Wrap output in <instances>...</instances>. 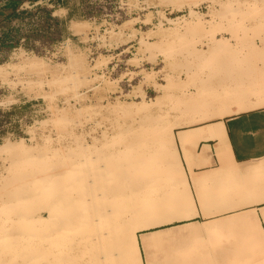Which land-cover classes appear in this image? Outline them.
Wrapping results in <instances>:
<instances>
[{
  "label": "rangeland",
  "instance_id": "rangeland-1",
  "mask_svg": "<svg viewBox=\"0 0 264 264\" xmlns=\"http://www.w3.org/2000/svg\"><path fill=\"white\" fill-rule=\"evenodd\" d=\"M83 1L64 0L65 5L71 4L73 8L71 19L83 25L80 29L74 27L78 34L68 30L65 19L58 21L56 29L42 33L35 31L38 27L33 26L31 21L37 8L35 7L33 12L24 13L23 19H19V28L22 30L18 29L14 37H11L12 33L0 35V145L8 139L14 144L10 150H0V206L4 202L12 201L13 187L27 176L43 168L49 174L58 172L67 163L69 156L78 159L82 157L80 148L85 145L90 147L85 156L87 158L94 156L100 159L102 154L113 151L115 158H123L125 161L122 163L127 164V159L137 154L130 152L129 132H150L154 126L170 129L174 123L173 113L191 115L194 118L203 115L204 105L201 102L212 91L226 87L231 72L234 82L233 86L229 84V88L233 89L234 94L253 93L249 98L251 102L259 97L264 98V83L261 84V77L264 76V0H181V7L189 5L183 8L160 4L158 0H124L128 15L117 29L100 23H88L80 8ZM45 7L38 9L44 18H48L51 13ZM150 7H154L151 10L158 11L160 21L152 23L150 13L144 23H140L138 13L147 11ZM170 12L173 14H169ZM197 13L202 15V23L188 24L195 20ZM171 17L178 19L170 22ZM165 21L169 24H164ZM41 26L47 28L45 24L39 23V27ZM31 29L34 31L31 32ZM21 35L26 40L21 39L19 42ZM213 36L220 39V44L228 43L229 46L221 49L219 44H208V39ZM164 49L169 55L167 59L161 56ZM205 55L210 56L207 64L203 63ZM114 57L116 60L122 59L126 66L109 77L102 70L115 61ZM155 58L156 61L153 60ZM32 60H41L44 63L40 66L41 71L39 68L37 70L30 67L28 62ZM24 64L29 65L28 68ZM170 75L177 82L182 81L179 82L181 86L175 89L174 96L168 98L169 100L158 102L163 94L159 85L166 84ZM59 78H62L63 83L56 85L55 81ZM197 102L201 103L198 111L190 112L191 106ZM143 103L150 105L131 114L109 111V108L118 105L130 109ZM235 106L238 109V105ZM218 108L223 113L226 107L216 105L214 110ZM260 108L264 107L252 110ZM41 121L45 122L43 126ZM22 139L33 149L37 162L35 158L31 162H23V154L17 147ZM176 153L178 151L174 144L169 150L163 148V156L160 157L165 160L162 168L164 179L171 184L167 191L173 190L176 195L173 208L168 210V218L184 212L179 204L180 199L184 198L182 190L174 189L180 180L179 165L172 163L177 159L180 164L179 154ZM19 161L21 170L19 167L11 169V165H16ZM82 165V170L87 168V163ZM110 170L117 169L105 168V178L109 180L110 187L109 191H103L101 195L112 194L117 189L131 192L137 187L135 182H117ZM87 179L81 187L83 192L91 187L94 177L89 175ZM98 191H102V188L98 187ZM41 202L37 201L26 210H21H25L28 217L32 214L47 216V210L42 208L45 203ZM17 211L19 210L15 209L12 213L7 212L9 215L3 216L17 220ZM146 211L147 214H144L142 220L152 217L159 221L163 217L161 210H155L154 213ZM258 220L254 222L255 226H250L249 223L244 226L240 221H231L217 227L195 224L167 231H154L149 235L153 237L174 233L177 239L146 248L141 246L143 264H264V230ZM23 223L20 229H16L15 221L5 222L1 228L0 239L6 243V237L23 235L20 242L26 244L25 250H30L29 253L35 257L29 264H42L36 257L39 240L36 236L28 240L29 236L34 235V231ZM162 225L165 224L149 230L160 229ZM193 226L211 227L214 230L211 229L213 232H209L210 235L199 240L182 239L181 235L185 233L183 231ZM212 236L217 238L216 241ZM141 237L139 233V238ZM33 240L35 242H31ZM5 243L0 245V250ZM195 247H199V257L192 254ZM19 253L20 249L2 252L0 264L10 261L11 264H22Z\"/></svg>",
  "mask_w": 264,
  "mask_h": 264
},
{
  "label": "bare ground",
  "instance_id": "bare-ground-1",
  "mask_svg": "<svg viewBox=\"0 0 264 264\" xmlns=\"http://www.w3.org/2000/svg\"><path fill=\"white\" fill-rule=\"evenodd\" d=\"M177 19L178 18L169 19V21L173 22ZM208 22L211 23L210 20ZM200 23H202V15L197 13L195 15V20L188 24L198 25ZM76 32L78 34V31ZM76 32L74 33L76 34ZM209 43L219 44L221 49L229 46L228 43L220 44V39L215 38L214 36L208 39V44ZM161 56L162 58L167 59L169 57L167 50L164 49L161 52ZM156 59L157 58L153 60L156 61ZM209 59L210 56L205 55L203 63H209ZM28 63L30 67L37 70L38 68L40 70V66L44 64L41 60H32ZM26 66L27 65H25V67ZM192 78H194V76ZM261 79L263 81L261 84H263L264 76H262ZM177 81L178 80L171 76L167 79L166 84L159 85L163 90V94L160 99H158V102H162L164 99L174 96L175 89H177L178 86L180 87L182 83L180 80L179 82L181 83ZM55 82L56 85H58L62 84L63 80L62 78H59ZM251 94L247 95L242 92L234 94L233 89L231 90L229 88V84H227L226 87L222 86L220 90H214L205 98L203 97L204 100L201 103L204 105V114L201 115L200 118H196V116L194 121L232 113L230 108L231 104L238 105V109L236 107L235 110L237 113L243 112L244 110L246 111L247 109L252 110V108L256 107H264V98L259 97L257 100L251 102V100H249ZM194 97L196 96H192V98ZM201 103L197 102L196 105H192V111H198ZM0 104L2 103L0 102ZM149 105V103H143V105H136L130 109H124L118 105L109 108V111L123 115L131 114L135 111L139 112L140 110L147 108ZM216 105L226 107L223 113H221V111L217 113L214 110ZM149 108H151V106ZM40 124L43 126L45 122L41 121ZM142 125L144 128V124ZM178 125H181V123L178 121L174 122L170 129H166L167 131L162 127L158 128L154 126L151 131L149 130L150 132H129L131 133V142L129 144L131 146L130 152L137 154H132L133 156L127 159V164L122 163L125 161L123 158H115L113 151L112 153L102 154L100 159L94 158V156L87 158L88 156H85L90 147L85 145L80 148L82 157L78 159V157L73 158V156H69L67 158V163L63 165L58 172H52L49 174L48 170L43 168L33 175L30 174L26 179L18 183L17 186L13 187L11 193L12 201L7 203L4 202L2 206H0V232L5 222H9L10 220L15 221V224H17L16 229H20L23 222L26 226L32 227L34 235L29 236L28 240L35 238V236L38 238L39 241L36 251L38 255L36 257L41 260L42 264H143L141 246L146 248L149 245L166 244L177 239V236L174 233H166L152 237L148 233L146 234L150 228L161 224H170L176 220L190 218L194 215L187 211V208L192 204L191 199L181 198L179 204H184V212H180L174 217H167L168 210H170L171 207L173 208L174 197L176 195L173 194V190L170 192L167 191L168 188L171 187V184L169 185V181L164 179V170H162V168L165 165V160H161L160 157L163 156V148L169 150L174 144H176L173 129ZM35 126L34 128H36ZM187 132L191 133L180 134L182 145L193 142V139L189 136L190 134L194 136V133L198 131ZM220 132H223V130ZM218 137L223 138V135H218ZM12 145L14 144L8 139L4 144L0 145V150H10ZM17 147L23 154V162H31V160L35 158V154L32 152L33 149L26 145L24 139L19 142ZM35 161L37 162L36 158ZM20 163L21 161H19L18 164L15 163L16 165L12 164L11 169H16V167H19L20 169ZM82 163H87V168L84 170H82V167L84 166ZM172 163H176L180 166L177 159L173 160ZM33 165H31V167ZM105 168L108 170L110 168L117 169L110 170V172L114 174L117 182L123 181V183H126L131 181L137 183V187L131 190V192L117 189L114 190L112 194L107 193L106 196L101 195V192L104 191L105 193L109 191L110 187H108V184L110 183L109 180L105 178V175H107ZM34 170L37 169L35 168ZM89 175L93 176L94 180H91V187L86 188L83 192L81 187L85 185ZM1 184L2 178H0V192L2 190ZM149 184L151 185L149 186ZM98 187H101L102 191H98ZM183 187H187V184L185 186H178L177 190L180 191ZM253 187L255 188L256 185ZM7 197L5 196V198ZM37 201H44L45 205L42 208L47 210L48 215L44 216L38 214L39 216H34L32 214V216L28 217L24 211L27 207H30L29 205H33ZM23 208L25 209L24 211L21 210ZM15 209L19 210L16 212L18 216L17 220L4 218V214L9 215L10 213L7 212L12 213ZM146 210L153 211V213L155 210L156 212L157 210H161L163 212V217L159 221L156 219L154 220L152 217L142 220L145 216L144 214H147ZM211 215V213L207 214L208 217ZM255 220V217H249L244 224H241L246 226L249 223L250 226H255ZM188 226L189 225H182L181 228ZM211 229L213 228H199L197 226L189 227V229L183 231L185 233L181 235V237L182 239L193 238L194 240H199L205 235H210L209 232H213L214 230L211 231ZM167 230L168 229H164V231ZM139 233L142 235L141 238H139ZM22 236L23 235H12L11 237H6L8 238L7 241L4 239L6 243L0 239L2 242L0 245L3 246V243H5L4 247L0 250V255L2 252L8 253L14 249H20L19 255H21L22 258V264H29V262L33 261L35 257L29 253L30 250H25L26 244L23 245V243L20 242L23 238ZM212 237V239H214V236ZM31 242L35 241L33 240ZM199 244L202 245V243ZM193 250V256L199 257V247H195ZM262 263L263 262H261V264ZM6 264H11V261ZM148 264L150 263L148 262Z\"/></svg>",
  "mask_w": 264,
  "mask_h": 264
},
{
  "label": "crops",
  "instance_id": "crops-1",
  "mask_svg": "<svg viewBox=\"0 0 264 264\" xmlns=\"http://www.w3.org/2000/svg\"><path fill=\"white\" fill-rule=\"evenodd\" d=\"M158 1L178 8L189 6L185 4L181 7V0ZM33 4L46 6L45 9L55 15L57 21L65 19L71 32H75L74 27L83 28L82 24L71 19L73 8L71 4L65 5L64 0H0V35H11L17 31L24 9ZM153 8L138 13L140 23L143 24L150 13L152 23L160 21L158 11L151 10ZM228 84L233 86L232 72ZM231 110L232 113L223 116L197 121L191 115L172 114L173 122L181 123L173 129L180 157V180L177 183L178 186L187 184L181 190L184 199H191L192 204L187 211L194 215L162 225L161 230H148L146 234L181 228L182 225L206 224L217 227L231 221L244 224L249 217L259 219L264 230V108L237 113L236 106L232 104ZM215 111L219 112L220 109ZM187 131L198 132H193L194 136L190 134L193 142L182 145L180 134L191 133ZM218 135H223V138ZM178 186L174 189L177 190ZM181 206L184 208L183 203ZM208 213L212 215L208 217Z\"/></svg>",
  "mask_w": 264,
  "mask_h": 264
},
{
  "label": "built area",
  "instance_id": "built-area-1",
  "mask_svg": "<svg viewBox=\"0 0 264 264\" xmlns=\"http://www.w3.org/2000/svg\"><path fill=\"white\" fill-rule=\"evenodd\" d=\"M35 7L37 8L34 11L33 18L31 20L33 26L38 27V30L35 31L42 33V32H47V30L56 29L57 25L59 24V22L57 21V17L51 13L48 18H44L42 12L38 9V7L42 8L43 6L38 4L37 5L33 4L30 7L25 8L24 12L26 14H29L30 12H33L32 9ZM80 8L82 10L83 18H85L88 23L90 24L100 23L102 25H108L109 27H112L114 29H117L120 25V22H122L124 17L128 15L127 4L125 3L124 0H84L82 4H80ZM39 23L45 24L47 28L46 27L44 28V26L39 27ZM20 24L21 23L19 22L16 30L18 29L20 31L22 30L21 28H19ZM164 24H169V23L165 21ZM30 31L33 32L34 30L31 29ZM16 33L17 31L12 32L11 37H14ZM22 35L19 42L21 41V39L22 41L26 40L25 37H23ZM96 35H98V33H96ZM125 66L126 63L122 59H117V60L115 59V61L109 63L102 70V72L104 73V75H108L109 77H111Z\"/></svg>",
  "mask_w": 264,
  "mask_h": 264
}]
</instances>
